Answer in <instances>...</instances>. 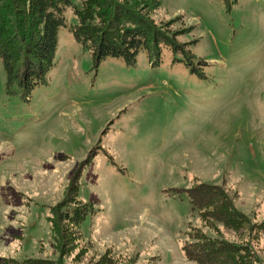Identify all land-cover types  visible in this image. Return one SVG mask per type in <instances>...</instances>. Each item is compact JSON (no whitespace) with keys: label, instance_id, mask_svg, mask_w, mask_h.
Here are the masks:
<instances>
[{"label":"rangeland","instance_id":"1","mask_svg":"<svg viewBox=\"0 0 264 264\" xmlns=\"http://www.w3.org/2000/svg\"><path fill=\"white\" fill-rule=\"evenodd\" d=\"M156 1L150 17L179 31L191 61L162 47L95 62L69 28L80 0L29 94L8 90L0 58V264H198L183 252L195 229L250 240L264 264V235L207 224L186 193L221 186L264 220V0ZM68 197L90 212L67 225L62 255L49 217Z\"/></svg>","mask_w":264,"mask_h":264},{"label":"trees","instance_id":"2","mask_svg":"<svg viewBox=\"0 0 264 264\" xmlns=\"http://www.w3.org/2000/svg\"><path fill=\"white\" fill-rule=\"evenodd\" d=\"M80 1L81 6L74 7L77 23L69 28L74 38L91 51L95 62L115 57L132 64L140 51L158 55L162 47L181 52L191 61L189 51L184 49L186 43L175 40L179 31L172 32L168 27L170 23L156 24L150 17L148 10L156 8L158 1ZM67 5H71V0H0V58L8 90L17 86L27 95L46 81V74L53 65L55 35L66 25L63 9ZM79 174L80 169L70 182L71 196L78 191ZM186 193L207 224L219 222L224 229L234 232L246 225L250 238L264 235V220L250 222L246 214L236 209L223 187L199 183ZM72 203L76 205L70 210L68 205ZM88 207L86 203L74 202L71 197L51 207L49 221L60 254L65 253L67 225L72 226L68 232H75L73 228L78 227L90 212ZM192 234L191 241L183 245L184 255L190 261L198 264H262L251 248L250 240L236 243L223 237L211 238L197 229ZM25 264L53 263L29 258Z\"/></svg>","mask_w":264,"mask_h":264}]
</instances>
